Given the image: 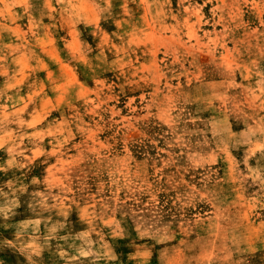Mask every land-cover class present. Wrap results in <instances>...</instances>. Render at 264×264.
Instances as JSON below:
<instances>
[{
    "label": "clouds",
    "instance_id": "1",
    "mask_svg": "<svg viewBox=\"0 0 264 264\" xmlns=\"http://www.w3.org/2000/svg\"><path fill=\"white\" fill-rule=\"evenodd\" d=\"M0 264H264V0H0Z\"/></svg>",
    "mask_w": 264,
    "mask_h": 264
}]
</instances>
